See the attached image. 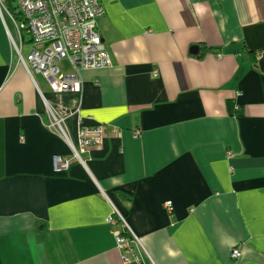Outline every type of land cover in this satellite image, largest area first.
Masks as SVG:
<instances>
[{
  "label": "crops",
  "instance_id": "0c3cea01",
  "mask_svg": "<svg viewBox=\"0 0 264 264\" xmlns=\"http://www.w3.org/2000/svg\"><path fill=\"white\" fill-rule=\"evenodd\" d=\"M100 3L112 66L74 94L29 75L0 9V264H122L113 207L144 264H264V0ZM78 103L105 129L85 163Z\"/></svg>",
  "mask_w": 264,
  "mask_h": 264
},
{
  "label": "built area",
  "instance_id": "2783aa9c",
  "mask_svg": "<svg viewBox=\"0 0 264 264\" xmlns=\"http://www.w3.org/2000/svg\"><path fill=\"white\" fill-rule=\"evenodd\" d=\"M0 9H4L14 23L18 40L13 41V46L19 61L31 77L41 75L55 93H77L83 86L80 72L112 66L97 30V19L103 13L100 0H0ZM27 36L29 40H26ZM29 43L33 45V50L24 58L23 52ZM62 61L68 62L76 74H63L58 65ZM80 111L81 104L78 103L71 113L78 117L77 144L74 145L68 136L63 137L72 147L74 157L85 163L83 155L87 150L103 144L105 129L102 126L84 127ZM51 119V127L62 130L65 118L52 114ZM54 166L56 172H60L67 170L70 162L56 157ZM166 208L171 210V201L166 203ZM119 219L125 228L123 233H115L117 247L124 252L122 264H144L136 250L142 247L140 240L113 207L108 224L114 226ZM231 256L236 260L241 253L233 250Z\"/></svg>",
  "mask_w": 264,
  "mask_h": 264
},
{
  "label": "rangeland",
  "instance_id": "374dc122",
  "mask_svg": "<svg viewBox=\"0 0 264 264\" xmlns=\"http://www.w3.org/2000/svg\"><path fill=\"white\" fill-rule=\"evenodd\" d=\"M10 29H11V31L14 30L13 27H11V26H10ZM26 40H29V37L28 36L26 37ZM32 50H33V45L31 43L27 44V46H26V48H25V50L23 52L24 57L26 58L30 54V52ZM60 67H61V72L63 74H65V75L72 74V70H71V68L67 64L65 66L60 65Z\"/></svg>",
  "mask_w": 264,
  "mask_h": 264
},
{
  "label": "trees",
  "instance_id": "16d2710c",
  "mask_svg": "<svg viewBox=\"0 0 264 264\" xmlns=\"http://www.w3.org/2000/svg\"><path fill=\"white\" fill-rule=\"evenodd\" d=\"M229 111L233 114V115H237L240 112V109L235 105V104H230L229 105Z\"/></svg>",
  "mask_w": 264,
  "mask_h": 264
},
{
  "label": "water",
  "instance_id": "95a60500",
  "mask_svg": "<svg viewBox=\"0 0 264 264\" xmlns=\"http://www.w3.org/2000/svg\"><path fill=\"white\" fill-rule=\"evenodd\" d=\"M199 51V48L197 46H192L190 49V53L197 54Z\"/></svg>",
  "mask_w": 264,
  "mask_h": 264
}]
</instances>
